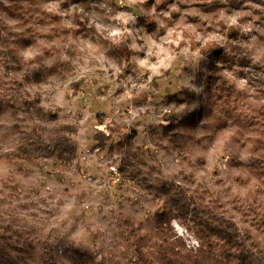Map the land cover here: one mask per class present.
I'll list each match as a JSON object with an SVG mask.
<instances>
[{
  "label": "rangeland",
  "instance_id": "rangeland-1",
  "mask_svg": "<svg viewBox=\"0 0 264 264\" xmlns=\"http://www.w3.org/2000/svg\"><path fill=\"white\" fill-rule=\"evenodd\" d=\"M15 1L0 0V238L29 264H236L233 243L264 264V0ZM59 136L66 164L10 154ZM128 163L212 210L227 238L163 212Z\"/></svg>",
  "mask_w": 264,
  "mask_h": 264
},
{
  "label": "trees",
  "instance_id": "trees-1",
  "mask_svg": "<svg viewBox=\"0 0 264 264\" xmlns=\"http://www.w3.org/2000/svg\"><path fill=\"white\" fill-rule=\"evenodd\" d=\"M9 1L16 4L15 0ZM6 33L5 28L0 23V42L5 40ZM7 53L10 54L16 65H18L19 61L15 56V50L8 49ZM206 53L210 56H217L219 58V62L221 63L225 61L224 59L227 57V54L224 51L219 50L214 46H212V48H208ZM206 53L204 52V54ZM64 68L63 64H55L49 67L43 66L40 68L29 67L27 71H24L23 79L28 85L39 86L43 80L46 81L51 76H60ZM36 96L37 95H35V99L31 100L22 99V105L25 106V108L36 106L39 101ZM187 97L189 101L195 100V95L193 93L187 92ZM196 121L197 114L195 115V113H190L183 119V122L186 125L189 124L191 126L195 125ZM167 134L170 136V139L174 137L170 132ZM28 146L29 147L25 146L23 148L18 147L15 152L10 154L17 158H24L26 160H32L38 157L51 158L63 164L68 163L75 157L74 145L67 137L59 136L52 142H49L47 146L41 145L40 143H30ZM120 170V172H124L125 174L127 173L125 178L132 182L137 181L141 183L146 190L152 192L161 202L159 208H161L163 212H174V214L178 217H186L185 219L193 220L197 224L200 233L207 238H210V235L213 232L224 233L223 235L227 238L228 233L226 232L225 223L218 219L216 215L213 214L212 210L205 207L202 214L199 213V210L196 207L191 209V204H188V201H185L183 189L181 190L171 181L166 180L160 173L157 172L156 175L152 177L150 183L147 184L148 181L146 182V179H138L141 174L137 172L138 169L135 165L128 163ZM162 215L163 214L159 216ZM228 243L231 242L227 239L226 244ZM13 246L14 245L8 240L0 238V264H29L28 259L22 254V250ZM228 246L235 251L229 253L228 256L230 259H233L236 264H255L250 254L241 243L228 244Z\"/></svg>",
  "mask_w": 264,
  "mask_h": 264
}]
</instances>
